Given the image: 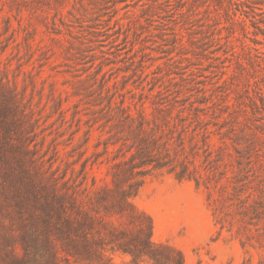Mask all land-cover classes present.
Here are the masks:
<instances>
[{
    "label": "rangeland",
    "instance_id": "rangeland-1",
    "mask_svg": "<svg viewBox=\"0 0 264 264\" xmlns=\"http://www.w3.org/2000/svg\"><path fill=\"white\" fill-rule=\"evenodd\" d=\"M129 196L184 264H264V0H0V264H132Z\"/></svg>",
    "mask_w": 264,
    "mask_h": 264
},
{
    "label": "trees",
    "instance_id": "trees-1",
    "mask_svg": "<svg viewBox=\"0 0 264 264\" xmlns=\"http://www.w3.org/2000/svg\"><path fill=\"white\" fill-rule=\"evenodd\" d=\"M131 196H129L126 200V207L128 209L123 210V212H120L121 217L126 218L130 223H134L137 226L140 227L142 230V237L139 240V244L135 246H128L127 244H119V250H121L125 255H131L132 264H143L145 260H150L153 264H184L183 256L180 252L176 251L175 249L164 246V245H156L152 241V226L148 228L150 231L147 233L144 231L142 224L139 222V219L141 218V215H139L135 209L133 208V205L128 199H130ZM68 230L72 231L73 226L72 223L69 221L68 223ZM111 235L113 237L116 234L115 230H110ZM123 235V233H120ZM101 249L106 250L107 248L101 244ZM118 250V251H119ZM112 251H115L114 248Z\"/></svg>",
    "mask_w": 264,
    "mask_h": 264
}]
</instances>
